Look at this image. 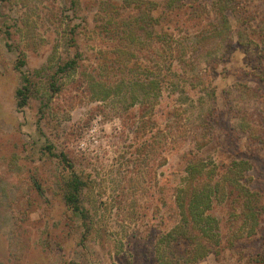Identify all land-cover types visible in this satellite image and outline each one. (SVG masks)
Masks as SVG:
<instances>
[{"label":"rangeland","instance_id":"374dc122","mask_svg":"<svg viewBox=\"0 0 264 264\" xmlns=\"http://www.w3.org/2000/svg\"><path fill=\"white\" fill-rule=\"evenodd\" d=\"M174 1L0 0V264H264V0Z\"/></svg>","mask_w":264,"mask_h":264},{"label":"trees","instance_id":"16d2710c","mask_svg":"<svg viewBox=\"0 0 264 264\" xmlns=\"http://www.w3.org/2000/svg\"><path fill=\"white\" fill-rule=\"evenodd\" d=\"M181 0H176L174 1L171 5L172 7L180 2ZM221 24L226 27L229 28L228 25V21L227 18L225 16H223V21L221 22ZM78 64V57H76L75 59H71L69 61H67L64 65H62L61 67H59L58 72L59 73H66L69 72L70 70H73L76 65ZM24 82L27 84L23 89H19L17 91V97L19 99L18 104L20 107H24L26 106V104L28 103L29 100V96L31 93V86H32V81L30 80V78L28 79L27 77H24ZM48 150H52L51 147H48ZM54 154V153H51ZM58 159H60V161L68 166L70 168V176H68L67 179V183H66V188L64 190V200L67 203V205L72 208L75 212H79V214H81V206L79 205L80 202V194L82 192V189L84 187V182L80 179V177L74 172L73 170V165L69 160V157L65 154V153H61L60 155H55ZM236 165V163H235ZM239 165H247V162H242ZM185 172L187 173V175L189 176V178L185 179L186 181H190V179H199V177L202 176V174H196V168L193 167L191 165V162L188 163V166L185 170ZM217 184V183H216ZM233 187H237L238 189H240L244 195H247L249 197V199H247V201H245L244 206H245V210L246 208H248L249 205H252V200L255 197V194L249 190L246 189L245 187H241V184L239 183V181H233L232 183ZM190 186V185H189ZM203 188V187H202ZM202 188H199L198 193L196 194L195 191L193 192V194L191 195L192 197L188 200V202H185V198H178L177 197V205L179 208V211L181 213H184L185 216L184 219L188 218V221L190 222L191 225V229H194V225L198 224L199 227H201V230L203 231L204 229L202 228V223H212L214 220L211 219V215L209 214L210 210L212 209V195L213 194H217L218 190L217 187H212L211 185L207 188L209 193L204 192V190ZM212 189H214L215 191L213 192ZM180 193H184L185 191L183 189H178ZM213 193V194H212ZM180 199V202H178V200ZM257 202V201H256ZM83 212V211H82ZM247 216V215H246ZM203 233L206 234V231H203ZM207 256V253H205L202 256H198L196 257V254L194 252V254L192 255V258L190 260V262L192 261L193 263H196L198 261H200L201 259H203L204 257Z\"/></svg>","mask_w":264,"mask_h":264}]
</instances>
